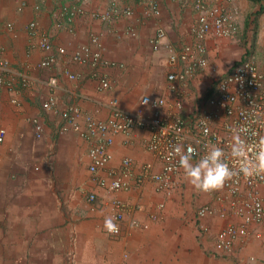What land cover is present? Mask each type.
Here are the masks:
<instances>
[{
  "label": "crops",
  "instance_id": "1",
  "mask_svg": "<svg viewBox=\"0 0 264 264\" xmlns=\"http://www.w3.org/2000/svg\"><path fill=\"white\" fill-rule=\"evenodd\" d=\"M194 1L164 0L157 19L131 22L138 35L121 38L128 21L108 26L90 15L106 7L104 0H93L84 17L61 27L53 21V13L61 3L74 4L72 0H27L22 11L16 0H0V48L10 63L9 82L16 92L0 87V129L6 130L0 143V264H264V226H253L251 236L237 241L230 253L217 254L213 245L220 231L229 224L239 226L243 217L214 215L198 222L197 209L210 197L194 190L183 172L177 178L181 187L170 195L158 192L156 183L143 177L150 162L152 170L160 171L144 146L148 131L136 129L130 136H115L109 147L112 160L93 174L88 142L61 114L68 107H79L78 122L84 127V115L107 120L110 111L100 108V103L117 99L125 111L152 117L160 98L173 102L180 97L189 115L212 71L206 70L194 86L178 87L176 92L167 74L170 47L191 41L189 31L197 16ZM123 6L134 4L123 0ZM231 7L239 13L242 30L244 26L248 32L257 29L252 52L264 70V0H233ZM32 22L39 24L37 36L29 33ZM160 28L166 36L155 51L150 40ZM44 33L51 36L55 50L65 47L69 52L93 45L91 34L103 35L105 57L119 65L105 70L112 88L101 91L89 71L68 58H61L52 69H40L46 57L40 46ZM230 43L217 38L207 42L210 61L222 73L225 61L231 65L243 54L235 42ZM66 71L77 73L78 78L70 79ZM51 76L58 79L57 89L48 85ZM24 80H32L33 86L26 87ZM50 99L56 111L43 109ZM168 115H173L172 110ZM35 117L44 127L41 139L35 137ZM125 159L133 163L130 190L112 192L103 187L100 180L109 185L110 173L122 169ZM93 193L96 201L89 199ZM117 201L124 204L123 209ZM119 209L124 218L116 236L104 228V220ZM203 228L208 233L201 232Z\"/></svg>",
  "mask_w": 264,
  "mask_h": 264
},
{
  "label": "built area",
  "instance_id": "2",
  "mask_svg": "<svg viewBox=\"0 0 264 264\" xmlns=\"http://www.w3.org/2000/svg\"><path fill=\"white\" fill-rule=\"evenodd\" d=\"M19 1V10L26 6V0ZM72 3H61L53 13V21L57 27L72 25L79 17L88 13V5L93 0H72ZM106 7L101 11L91 12L93 20L100 21L105 25H117L122 20L129 22V27L124 31V36L135 37L138 33L136 26L131 22L146 24L161 15L164 0H129L134 6H123V0H104ZM233 0H196L194 9L197 16L191 27L190 36L193 40L185 42L179 47H170L171 54L168 58L170 72L168 80L171 88L180 86L191 87L198 80L201 73L207 70L210 65L206 41L210 38L235 41L240 33L237 9L231 7ZM11 27V25H9ZM29 33L37 36L40 30L37 22L28 25ZM40 36V35H39ZM166 36L164 29H157L154 37L150 40L151 47L158 51L160 39ZM103 35L91 34L90 39L93 45H83L79 49L69 52L65 47H58L55 50L51 36L44 33L40 36V46L46 53V57L39 64L42 70L52 69L61 58H68L70 63L86 68L91 79L99 82L101 91H109L112 83L105 74V70L118 67L116 62L105 57L102 44ZM118 37V36H117ZM95 46L96 48H94ZM10 63L3 56L0 48V87L6 85L9 90L16 93L13 84L9 82L11 75ZM72 80L78 78L77 73L66 71ZM26 87L33 86L32 80H24ZM48 85L52 90L58 88V79L51 76ZM18 104V99H13ZM155 112L153 117H145L143 113H132L125 111L117 100L108 103H100V108H107L110 115L103 121L94 115H84V127L78 122L82 110L77 106L68 107L62 111V117L72 124L74 131L89 144L88 156L90 159L89 169L93 174L107 167L112 160L109 147L114 142V137L119 134L131 135L135 128L150 132V141L146 149L161 162L160 173L148 174L152 166L145 168L143 177L150 178L161 186L160 189H172L175 184L174 177L183 169L180 168L178 157H169L173 146L181 143L184 149L189 146L196 149L193 156V163L203 156L207 149L206 144H216L223 148L226 153L231 142V129L233 127H247L249 133L244 137L249 143L258 141L264 136V72L253 60L242 62L231 74L219 79L217 92L207 102L196 105L195 109L186 115V108L183 99H178L174 104H169L165 99H159L154 103ZM54 100L50 99L43 104L46 111H56ZM173 112L167 118V111ZM223 120L224 124L218 130L214 128V122ZM221 120V121H222ZM35 137L41 139L44 136V127L38 117L32 118ZM207 129V135H205ZM255 133V135H253ZM6 130L0 129V143L5 140ZM230 162V157L226 156ZM131 161L125 159L123 169L110 173L112 181L109 185L106 180L101 179L100 184L112 191L129 190L131 188L130 178L132 177ZM96 182V177H94ZM213 196L214 207L208 205L199 211L200 217L216 213L222 216L235 215L243 217V223L239 226L231 225L224 227L214 244V252L217 254L230 253L234 244L247 239L253 233V226H264V177L245 178L241 175L237 180L228 182L220 191L210 193ZM92 201L96 200V194L90 195ZM115 222L122 218L118 213L114 216ZM120 229V228H119ZM119 232V231H118ZM112 233V234H118Z\"/></svg>",
  "mask_w": 264,
  "mask_h": 264
},
{
  "label": "clouds",
  "instance_id": "3",
  "mask_svg": "<svg viewBox=\"0 0 264 264\" xmlns=\"http://www.w3.org/2000/svg\"><path fill=\"white\" fill-rule=\"evenodd\" d=\"M195 1H194V6H195ZM17 2L19 3V1H17ZM26 3H27V0H26ZM194 6H193V8H194ZM193 24H194V22H193ZM252 24H255V23L253 22ZM108 26H110V25H108ZM239 28H240V33L238 34L237 39L235 41H229V40H225V39H220V40L225 41L228 44H231L230 42L237 43V41L239 40V35L242 33V29H241L240 24H239ZM191 29L189 31V34L191 33ZM249 31L251 32L250 33L251 35H249L248 39L246 40V41H248L247 47L245 49H241V52L243 53V54H240L242 56L241 59L240 60L237 59L238 60V61L236 60L237 62L235 61L234 63H232L230 65V67L228 68V70L225 71L224 73L219 72L218 69L216 67H214L213 64L211 63L210 57H209V51H208V47H207L206 54L208 56L210 65L212 66V68L209 67L208 69H210L212 71V74H209L210 81H209L206 89L204 90V93L200 97V101L198 102L199 105L202 104L203 102H207L211 97H213L215 92H217V86L219 83V79H223V78L227 77L242 62L247 61V60H253L258 65L260 64V61H257L255 56L252 55V48H253V44H254V43L252 44V41H254L253 39L255 37L254 33H253L254 29L251 28V29H249ZM137 35H138V33H137ZM123 37H128V36L122 35L121 38H123ZM117 38H120V37L118 36ZM128 38H131V37H128ZM211 38H213V37H210L206 41V46H207V42ZM191 40H193L192 37H191ZM259 68L262 72H264V70L261 69L260 66H259ZM169 72H170V70H169ZM206 72H207L206 70L203 71L198 78H200L202 76V74H204ZM167 76H168V74H167ZM167 80H168V77H167ZM168 82H169V80H168ZM180 87H182V86H180ZM170 88H171V83H170ZM188 88H190V87H188ZM171 89L174 92L177 91V88L176 89L171 88ZM160 99H165L167 102H169V104H174L176 100L183 99V98L178 97L173 102H170L166 98H160ZM114 100H117V99H114ZM147 102L148 101L146 99L143 103L147 104ZM183 102L185 104L184 100H183ZM42 107H43V105H42ZM195 108L196 107L194 106L192 111ZM168 112L169 111H167V113H166L167 118L169 117ZM186 115H188V114H186ZM221 120H217L214 122V128L219 130L222 127L224 122H223V120L222 121ZM136 129L144 131L143 129H138V128H135L134 130H136ZM207 131L208 130L205 129V135H207ZM231 133H232L231 142L228 145V148L230 151L228 153H226L223 148L217 146L216 144H206L205 145V148L207 149L206 153L203 156H201V158L195 163H193V156H194V154H196L195 148L189 146L187 148V150H185L183 144H181V143H177L176 145H174L173 150L171 152H169L168 155L170 158L173 156L178 157L179 166L181 169H183V171H181L179 174H177L174 177L175 184L171 185L172 186L171 190H169L168 188H164L161 190L160 189L161 185L158 182L156 183L154 180L151 179L153 182L156 183L158 192H164V193L170 195V193L173 194L177 189H179L181 187V182L179 180H177V178L180 177L182 175V172H183L186 181L193 187L194 190H196L198 192H202L203 194L205 193L206 195H208L210 197V200L207 203L203 204L202 206H199V208L197 209V212H198L197 213V221L198 222L202 221L205 218L213 217L214 215L215 216H219V215L222 216L219 213H216L213 215H207L206 217H200L199 216L200 209H202L203 207H206L208 205H211L213 203V196L210 194L211 192L222 190L228 182L237 180L241 175H243L245 178H253V177H257V176L264 177V136L259 137L258 141L254 142V143H249L248 140L244 138L249 133V128L244 127V126H241L239 128L233 127L231 129ZM131 134H132V132H131ZM123 135H125V134H123ZM253 135H255V133H253ZM127 136H130V135H127ZM150 138H151V135L144 145L145 148H146V144L150 141ZM152 156H153L154 160L158 163V165L160 167V171L155 172L154 170H152L153 163L150 162V165L152 166V168L149 170L148 174L160 173L162 170V164L160 161H158L154 157L153 154H152ZM226 156L230 157V162L225 159ZM89 165H90V159H89ZM131 165H132L131 168H133L132 162H131ZM122 169H123V164H122ZM144 173H146L145 169H144ZM129 190H119V191H112L111 190V191L112 192H120V191H129ZM89 199H90V197H89ZM96 200H97V195H96ZM117 205L122 206V209L124 208V204L120 201H117ZM210 207H214V206L211 205ZM122 209H119L117 211V213H115L113 215V217H111V216L105 217V220H104V228L109 233H117L119 231L118 234H113L116 236H118L121 232V223L120 222L124 218V213L122 212ZM118 213L122 214V218L118 221V223H116L114 216ZM208 231L206 228H203V230H201V232H203V233H208ZM214 244H215V242H214ZM213 247H214V245H213ZM213 251H214V249H213Z\"/></svg>",
  "mask_w": 264,
  "mask_h": 264
},
{
  "label": "rangeland",
  "instance_id": "4",
  "mask_svg": "<svg viewBox=\"0 0 264 264\" xmlns=\"http://www.w3.org/2000/svg\"><path fill=\"white\" fill-rule=\"evenodd\" d=\"M256 19H257V18H256ZM256 19H254L255 23L257 22ZM241 27H242V26H241ZM241 29H242V28H241ZM256 31H257V29L255 28L254 31H253L254 36L257 35V32H256ZM250 33H251L250 31L248 32V27H247V26H246V27L244 26V28H243V30H242V33L239 35V40H238L237 43H236V44H237L236 47H237L239 50H241V49H245V48L247 47V43H248V41H246V40L248 39V36L251 35ZM253 43H254V41H252V44H253ZM252 55H254L255 58L258 60V56H257L255 53L252 52ZM234 57H235V55H234ZM241 57H242V56L239 55L238 60H240ZM262 58H264V54H263ZM238 60H237V61H238ZM237 61H236V62H237ZM234 62H235V61H234ZM234 62H233V63H234ZM230 63H231V62H230ZM223 65H224V67H225V71H227L228 68L230 67V65L227 64L226 61L224 62Z\"/></svg>",
  "mask_w": 264,
  "mask_h": 264
}]
</instances>
